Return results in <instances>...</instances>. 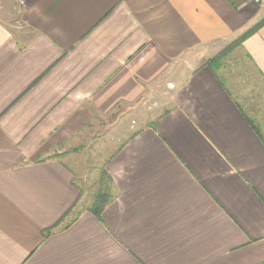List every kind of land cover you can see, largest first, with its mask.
<instances>
[{
  "label": "crops",
  "instance_id": "crops-1",
  "mask_svg": "<svg viewBox=\"0 0 264 264\" xmlns=\"http://www.w3.org/2000/svg\"><path fill=\"white\" fill-rule=\"evenodd\" d=\"M0 264H264V0L1 2Z\"/></svg>",
  "mask_w": 264,
  "mask_h": 264
},
{
  "label": "rangeland",
  "instance_id": "rangeland-1",
  "mask_svg": "<svg viewBox=\"0 0 264 264\" xmlns=\"http://www.w3.org/2000/svg\"><path fill=\"white\" fill-rule=\"evenodd\" d=\"M3 1L4 0H0V4ZM146 108H149V106L146 105ZM119 112H120L119 114H123V112H126V110H119ZM120 120H122V118ZM108 122L106 120H101L99 124H94L92 126V128L95 129V131L93 132L95 135L90 140H88V141L86 140L85 144L83 143V145H84L83 148L78 147V145L75 144V146H73V147H66V148H64V150H60L59 152L56 151L57 153L55 154L56 157H59L65 161H67L68 163H70L71 166L76 168V171L78 173V182L81 185H83V187L92 184L94 181V180H92V178L95 179V184L89 188L90 190L88 189L90 194H86V195H89V201L91 199H93L92 204H94L96 194L102 190L100 187L103 188V185L101 183L102 180L100 179L101 173H100V171H94L93 166H96L97 161H100L101 164H102V162H105V159H107L109 156L106 154L107 153L110 154V151H112L113 144H115L116 141H118L116 138H113V136L111 135L113 133H110V135H109ZM111 122L113 123V121H111ZM129 123H130V121L128 123H126V125L123 124V126L126 128V131L129 130V128H130ZM95 125L98 126L99 128L98 129L94 128ZM107 136H109V137L106 138ZM90 142H94L95 145L97 143H98V145H100V144L105 145V148L103 150L104 153L103 154L101 153L102 155H100L99 157L92 155L91 150H90V146H89ZM74 148H76V152H78L77 155H72V153H70ZM78 158L80 159V161H79L80 163H76ZM84 177H85V179H84Z\"/></svg>",
  "mask_w": 264,
  "mask_h": 264
},
{
  "label": "trees",
  "instance_id": "trees-1",
  "mask_svg": "<svg viewBox=\"0 0 264 264\" xmlns=\"http://www.w3.org/2000/svg\"><path fill=\"white\" fill-rule=\"evenodd\" d=\"M213 62V61H211ZM106 193V194H105ZM108 195V196H106ZM112 196H109L107 192L99 191L95 196V201L92 206V212L94 214L100 215L105 208V206L111 201Z\"/></svg>",
  "mask_w": 264,
  "mask_h": 264
},
{
  "label": "built area",
  "instance_id": "built-area-1",
  "mask_svg": "<svg viewBox=\"0 0 264 264\" xmlns=\"http://www.w3.org/2000/svg\"><path fill=\"white\" fill-rule=\"evenodd\" d=\"M251 1L254 3H258V4H260L262 2V0H251Z\"/></svg>",
  "mask_w": 264,
  "mask_h": 264
}]
</instances>
